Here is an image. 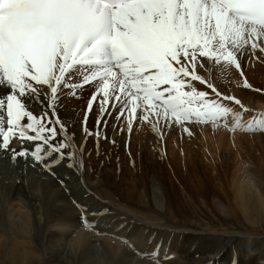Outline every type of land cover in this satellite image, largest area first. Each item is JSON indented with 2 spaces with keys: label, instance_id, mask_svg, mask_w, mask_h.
Masks as SVG:
<instances>
[{
  "label": "snow or ice",
  "instance_id": "6c2138e0",
  "mask_svg": "<svg viewBox=\"0 0 264 264\" xmlns=\"http://www.w3.org/2000/svg\"><path fill=\"white\" fill-rule=\"evenodd\" d=\"M256 50L264 0H0V149L51 170L79 167L84 141L138 121L157 134L209 122L264 132V112L245 122L250 109L213 76H243L241 57ZM85 96L77 140L60 111Z\"/></svg>",
  "mask_w": 264,
  "mask_h": 264
},
{
  "label": "bare ground",
  "instance_id": "6f19581e",
  "mask_svg": "<svg viewBox=\"0 0 264 264\" xmlns=\"http://www.w3.org/2000/svg\"><path fill=\"white\" fill-rule=\"evenodd\" d=\"M252 57H256L260 64L264 65V57L259 50L249 52L242 56L243 62L241 61V64L250 62ZM253 72L252 74L247 72L252 79L251 82H249L250 84L259 80V74L261 73L262 75L264 67L258 66ZM238 73L239 70L235 69L233 66L227 70L214 72V83L219 90L226 94L232 91V95L239 98L242 103L250 109V111L245 114L244 118L250 115L253 117L260 112H264V96L258 93L248 95L246 89L238 84L239 82L236 79ZM233 78V83L236 82V84H233L229 89H225L227 81ZM262 80L264 79L262 78ZM0 91H4V89H0ZM249 98H251V101ZM85 102L86 96L85 98L69 97L62 101L60 115L67 120L68 124L73 126V130L77 132V140H80L81 119ZM233 107L239 110L238 106L233 105ZM76 110L82 112L79 119L74 121L73 114ZM138 124L139 121L134 124L131 136H128L126 131L121 135L119 131H114L112 128H109L107 131L108 139L99 140L100 143L94 138H88L84 141L86 151L82 159L79 154L80 150L78 148L75 149L77 152L76 163L79 167L69 168L67 166L68 162L65 161L61 165H53L52 169L49 170L45 168L43 164L37 163L34 160L31 161L29 157L26 158V162L24 157L17 156L16 159H13V153L11 151L0 149V258L4 254L8 256L10 252L12 253V251H14L19 257L22 256L21 253L25 254L26 258H23L25 261L23 262L24 264H33L36 259H39L37 255L40 253V250H38L36 245H30L22 241L24 234L30 233L33 226L35 227L38 225L41 230V232H38L40 233L39 236L41 235L40 241H43L45 238V242H43L45 243V248L43 247L44 250L50 248V245H61L63 240L66 243V239H69V241H72L70 245L74 250L78 249L79 252L82 251L81 257H83V259L81 258V261H85V258H88L92 264L96 262V264H98L100 261L96 260V258L94 259L93 253H90V256H86L87 252H92L89 251V245L95 239H91V237L95 238L93 235L101 236L104 239L110 237L102 232H97V225L93 224V219L98 216L100 217L106 208H110L114 211L115 207L118 210H116L117 213H122L123 211L124 215H128L131 218V227L135 229H141L144 226L142 222H139L140 220L145 222L153 216L162 217L164 213L161 212L160 207L164 203L165 210H179V216L187 213L192 205L200 209L203 215L205 212H203L202 209L207 207L206 216H208L207 213H210L209 210L211 208L214 209V211L212 214L210 213V218L217 217V222L220 224L233 220L240 223V219H242L245 223V225L243 224V229L253 231L259 228L263 232H261V234L264 235V133L248 132V134L239 135L230 133L228 135L226 131L221 128L222 124L212 127L210 122L209 124L207 123V125H203L204 128L202 124L196 125V123H189L187 127L191 135L183 131V127L181 129L179 125H173L171 128L163 127L161 133L157 134L154 131H146L147 129H152L151 125L146 123H143L142 130L140 132L136 131L135 134L134 129H136ZM144 125H149V128ZM124 126L125 128H123L126 129L127 126ZM152 133H156L158 136L161 135L162 138L160 137L159 140L155 135H152ZM211 133L215 136L213 137ZM187 136H193L190 139L195 137L194 139L197 140L198 138L201 144L203 142L201 145L202 148L197 147L198 149L195 148L196 146H190L191 143H194L193 141L191 143L188 142L190 143L189 145L186 143L187 149L190 152L194 151V156H190L188 161L192 164V175L190 178H187V180H190L191 187L193 185L196 187V190H193V194L188 192L190 187H188L185 182V184H183V190H181V186H179V189L174 185L168 187L167 173L163 170L164 164L162 165L163 167L161 166L163 163V161L161 163V160L164 155L163 157H159V153H157V147L160 149V146L163 147V145H168L167 151L169 155H171L172 163L176 165L175 159L180 152L179 148L185 144V138ZM228 136L230 139V142L227 143L228 147L221 148L225 151L224 153L223 150H220V146H223L221 142L226 140ZM209 137L212 138L211 144L215 150L214 152H209L210 149H207L208 145L204 144L206 138L209 139ZM117 138L119 141L116 140ZM112 141L115 142L113 143ZM118 142L119 145H117ZM125 144L135 151L124 152L122 148ZM94 147H96L94 151L102 153L105 160L112 164L113 170H108L106 173H103L100 163L93 157ZM198 150L202 152L201 156L205 158L207 155L215 157L217 162H215L214 159L209 160L206 164L209 167L197 165L196 161L198 162V156L200 155L197 153ZM231 151L236 154L232 164L228 156ZM136 158L139 161V167L137 169L129 166V164L133 162L132 160ZM180 158L181 157H179V159ZM208 159L210 158H207V160ZM121 169H123V173ZM121 174L125 175L126 181ZM177 174H179V172ZM141 184L146 186L147 189L153 188L155 193L157 192L156 189H158L159 193H157L154 198L142 200L137 195V189ZM88 190L93 196L94 194L96 196L98 195L97 197L94 196L95 198H99V200H97L99 204L97 205L96 211L101 210V212H96L95 209L91 214L87 212L85 214V211H77L84 209L82 207L84 205L75 199L86 194ZM179 190H181V195H179ZM16 195L24 197L26 202H34V205L37 204L36 209H28L18 204L21 202H18ZM72 195L77 204L75 212L65 201L66 197ZM179 196L182 197L179 198ZM65 208H68L70 212L72 210V212L69 213L67 211L68 209L64 211ZM17 215H20L21 219L19 217L16 218ZM57 217H60L58 219L59 222L57 221V223L52 226L50 223L55 222ZM41 218L43 220L42 223L39 222ZM136 218L137 221H135ZM1 219H4V223ZM84 219L87 220L88 225L83 224ZM84 227L88 229L85 231ZM50 230H57L58 233L52 234ZM72 231L75 233L73 237H71ZM222 232L226 234L229 233L227 230ZM36 233H32L31 235L32 239L35 241L38 237ZM240 233L247 235L245 236L246 240L252 239V234L260 235L257 232L241 231ZM132 234L133 232H131L128 237L133 243V245L130 246H132L134 251L144 244V237L138 234L136 237H133ZM233 234L236 238H243V235L239 234V236H237L235 232ZM120 235L121 233H118L119 237L110 238V240L105 239V243L116 257H119L123 252V254H127L123 248V243H125L127 239L120 237ZM262 238L264 239V237ZM246 245L247 241H243L240 246L229 247V254L231 257L228 264H234L237 258L240 264H264L259 262L261 259L264 260V247L248 249ZM44 250L42 249V251ZM61 251L58 250L56 253ZM151 252L155 251H152L148 246L147 255H149V257H151ZM223 252H226V249H224ZM132 253L135 254L134 252ZM7 256L6 264L9 262ZM153 257L157 258L154 255ZM208 259H213V261L206 262L205 264H221L225 262V259ZM53 260L54 258H50L46 263L48 264V262L50 263V261ZM77 260L79 261L80 259L77 258ZM78 261H75L73 258V264ZM188 263V260H182L179 264Z\"/></svg>",
  "mask_w": 264,
  "mask_h": 264
},
{
  "label": "rangeland",
  "instance_id": "374dc122",
  "mask_svg": "<svg viewBox=\"0 0 264 264\" xmlns=\"http://www.w3.org/2000/svg\"><path fill=\"white\" fill-rule=\"evenodd\" d=\"M262 54L264 57V53H262ZM251 60H252V63H251ZM241 61L243 62L242 58H241ZM258 66L264 67V65H261L260 62L256 59V57H252L250 59V62H246V63L241 64V67L243 69V76H241L240 71L238 73V76H236V79L239 82L238 84H240L239 86L243 87V82H244L245 77L247 78L248 82H251L252 79L249 77V74L254 73L253 72L254 69L257 68ZM248 69L250 70V72ZM259 75L261 77L259 76L258 77L259 80H257L256 82H253V84H251L252 85L251 89L244 87L246 89L248 95H253V94L258 93V94H261L264 96V85H263L264 80H262V78L264 79V76H263L264 72H262V75H261V73ZM233 81H234V78L231 80H228L225 89H229L232 87L233 84H236V82L233 83ZM257 89L259 91H257ZM229 94H233L232 91H229ZM249 100L251 101V98H249ZM81 112L82 111H80V110H76V112H74V114H73L74 121H77L79 119ZM229 123H231V121H229ZM142 124H143L142 122H139V124L136 126V129H134L135 134H136V131L140 132L142 130ZM220 124H222L221 125L222 127L221 126L220 127L223 128L228 135L230 133L231 134L232 133L239 134V135L240 134H246V132H241V130H236L235 132L230 131V128H225L223 126V122H220ZM196 125H199V124L196 123ZM203 125H205V124L203 123L202 126ZM144 126L149 128V125H144ZM184 126L186 128H188L187 127L188 124H186ZM184 126H183V131H184ZM179 127H181V129H182V126L179 125ZM212 127H214V126L212 125ZM124 128H125V126H124ZM124 128H123V132L125 133V131H126L127 135L131 136L132 132L129 134L127 131V128L126 129H124ZM203 128H204V126H203ZM204 130L207 132H210L209 130H206V129H204ZM146 131L152 132L153 130L147 129ZM247 134H248V132H247ZM152 135H155V137L160 140V137H161L160 135L158 136V135H156V133H152ZM214 136L215 135H213V137ZM192 137L193 136H187L185 138V144L183 146H181V148H179L180 152H179L178 156L176 157V159L172 158V159H175L176 165H174L171 161V155H169V153L167 151L168 145H166L167 146L166 147L165 145L162 144L163 147L160 146L159 147L160 149H158V147H157V151H158L157 153H159V157L160 156L163 157V155H164V157L161 160V163L163 161L161 166L164 164L163 165L164 167L163 166L162 167L164 168L163 170L166 171V173H167L166 175L168 178V187H171V185H174L176 188L179 189V186H181L180 188H181V190H183V188H184L183 184L186 183L187 186L190 187V189H188V192L189 193L191 192V194L194 193L193 190H196V187L194 185L191 187L190 180L189 179L187 180V178H190L192 175V173H191L192 164L188 161L190 159V156L191 157L194 156V154H193L194 151L190 152L187 149L186 143L189 145L193 141L194 143L193 144L191 143L190 146L191 145L196 146L195 147L196 149L202 148L201 145L203 144V142L201 144V141L197 137H196L197 140L194 139L195 137L193 139H190ZM80 140H83L82 134H80ZM101 140H104V139H100V141ZM116 140L119 141L118 138ZM211 140H212V138H210V137H209V139L206 138V140L204 141L205 142L204 144L208 145L207 149L208 150L210 149L209 152H214L215 150L212 147ZM229 140L230 139L228 136L226 140L221 142L223 146L222 147L220 146V150H223L221 148H224V147L227 148L228 147L227 143L230 142ZM100 141H99V143H100ZM188 142H190V143H188ZM117 145H119V142L117 143ZM95 149H96V147L93 148V155H94L93 157L100 163V167L103 170V173H106L108 170H113L112 164L109 161L105 160L104 155L102 153L94 151ZM185 149H186V152H185ZM122 150L124 152L135 151L133 148H129L127 146V144H125L123 146ZM160 151H162V152H160ZM164 151H165V154H164ZM197 153L200 154L198 156V162L196 161L197 165H201V166L205 165L204 167H206L207 166L206 164L209 160H212V159L215 160V157H210L207 155L205 158V157L201 156L202 152L199 150L197 151ZM224 153H225V151H224ZM88 154H89V152H88ZM167 155L169 158L167 157ZM235 155H236L235 152H232V151L228 154L229 161L231 164L235 159V157H234ZM179 157H181L182 159L181 158L179 159ZM183 158H184V160H183ZM207 158H210V159L207 160ZM164 159H165V162H164ZM169 159H170V161H169ZM132 161L133 162L131 164H129V166L137 169L139 167L138 159L136 158L135 160H132ZM25 162H26V158H25ZM185 162H186L187 166L185 165ZM215 162H217V161L215 160ZM207 167H209V166H207ZM121 172L123 173V169H121ZM178 172H179V174H177ZM121 176H123L125 181H126L125 175L121 174ZM182 177H184V178H182ZM215 182H216V180H215ZM156 190H157V192L155 193L153 188L147 189L146 186L141 184V186H139V188L137 189V195L142 200L147 199V198H154V196H156L157 193H159L158 189H156ZM181 190H179V193H180L179 195H181ZM94 196H96V195L94 194ZM94 196L88 190L86 194L80 196L79 198H76L75 200L79 201V203H83L84 206H87V209H88L87 213L91 214L94 209L96 211L97 205L99 204V201H97V200H99V198H95ZM16 197L18 198L17 199L18 202H21L18 204L23 205L28 209H31V208L36 209L37 204L34 205L33 204L34 202H26L24 197H22L21 195H16ZM181 197L179 196V198H181ZM75 200H74L73 195L65 198V201L74 210V212H75V209L77 207ZM161 207H160L161 212L164 213L162 217L153 216L145 222H143V220L141 221L139 219L140 220L139 222H142V224L144 225L141 229L140 228H137V229L132 228L131 227L132 224H130L131 218L128 215L127 216L124 215L123 211H122V213L121 212L117 213L116 207L114 208V211L110 208H106L102 212L100 217L98 216L95 219H93V223H96V225H97V227H96L97 232H102L110 238L119 237L118 233H121L120 237L127 239L126 242L123 243L124 244L123 248L127 252V254H123L124 253L123 252L121 255H119V257L114 256L113 253L111 252L110 248L105 243V241H106L105 239L110 240V238L104 239L101 236L93 235L95 238L91 237V239H95V240L91 243L92 245L91 244L89 245V249H90L89 251H92V252H87L86 256H90V253H93L94 259L96 258V260L100 261V263H98V264H179L182 260H188L189 261L188 264H205L206 262L213 261V259L209 260L208 258L225 259V262H222L221 264H228L230 257H231L229 254V247H231V246H240L241 242L247 241L246 247L248 249H258V248L264 247V239L262 238V237H264V235L261 234L262 230H260L259 228H257L258 230L256 229L253 231L243 229V224L245 225V223L242 219H240V223L238 221L236 222L233 220L234 222L231 221V222H227L224 224H220L219 222H217V220H218L217 217L210 218L211 214L214 211V209H211V208L209 210V212L211 214L207 213L208 216H206L207 207L202 209L203 212H205L203 215L200 209H197L196 207H194L192 205L187 213L179 216V210H165L164 209V203L161 205ZM66 209H68V208H65L64 211H66ZM118 209H120V208H118ZM67 211L69 213L72 212V210L70 212L69 209ZM77 211L78 212L84 211V209H80ZM0 212H1V206H0ZM96 212H101V210L96 211ZM30 213H32V212H30ZM18 217L20 218V215L16 216V218H18ZM59 218L60 217H57V220L53 223H50V224L53 226V224L57 223ZM1 220L3 221L4 219H1ZM46 220H47V218H46ZM135 221H137V218L135 219ZM39 222L40 223L43 222L42 218L40 219ZM3 223H4V221H3ZM29 225H31V224H29ZM37 227H38V225H36L35 227L33 226V229H31L30 233H25L24 237H22V241H25L26 243H28L30 245H36L38 250H40V253L38 251L39 254L37 255L39 257V259H36V261L33 264H47L46 262L50 258H54V260H53L54 262L50 261V263L48 262V264H51V263L52 264L53 263L54 264H73V258L75 261H78L77 258L80 259L78 261L79 263L75 262V264H92L90 259L88 260V258H85V261L82 260L83 262L81 261V258L83 259V257H81L82 251L79 252L78 249L74 250L70 245L72 243V241H69V239H66L67 240L66 243L63 240L61 245H56V246L50 245L51 249L55 248L54 250H51L50 248H48L47 250H44L45 243H43V242H45V238L43 239V241L42 240L40 241L41 235L39 236L40 233H38V232H41V230L39 229V227L37 230ZM88 228H89V226H88ZM88 228L84 227L85 231ZM108 228H110V229H108ZM248 229H249V227H248ZM224 230H227L229 233L226 234V233L222 232ZM241 231L242 232L243 231L244 232H257L260 235L252 234L251 237H253V238L246 240L245 236H247V235L241 234L240 233ZM131 232H133V234H132L133 237H136L137 234L142 235L144 237V244L141 245L140 247H138L137 249H135L134 251L132 249V246H130V245H133V243L129 240V237H128ZM234 232L237 233L236 234L237 236H239V234L243 235V238H236V236L233 234ZM32 233H36V236H38L36 241L34 239H32V237H31ZM50 233L54 234V233H58V231L57 230H50ZM73 234L75 235V233L73 232L71 237H73ZM179 241H181V242H179ZM63 244H65V245H63ZM148 246L152 251H155V252H151L152 258L149 257V255H146V254H148L147 253V247ZM56 247H58V248H56ZM63 248H64V250H63ZM42 249L44 251H42ZM224 249H226V252H223ZM58 250H60V251L62 250V251L56 253V251H58ZM132 252H134L135 254H133ZM155 253H159V258L153 257V255L156 256ZM21 255L22 256L19 257L17 255V253L14 251H12V253L10 252L8 256L6 254H4L0 258V264H6V256L8 257V261H9V262H7V264H22L23 262H25L23 260V258H26V256H25V254H22V253H21ZM78 255H80V256H78ZM16 256H18V257H16ZM18 258L21 262L18 260ZM259 262L264 263V260L261 259V261L259 260ZM96 263H93V264H96ZM234 264H240V261L238 258L235 259Z\"/></svg>",
  "mask_w": 264,
  "mask_h": 264
}]
</instances>
